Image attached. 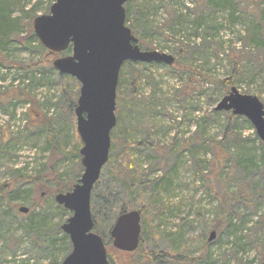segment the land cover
I'll list each match as a JSON object with an SVG mask.
<instances>
[{
  "label": "rangeland",
  "instance_id": "rangeland-1",
  "mask_svg": "<svg viewBox=\"0 0 264 264\" xmlns=\"http://www.w3.org/2000/svg\"><path fill=\"white\" fill-rule=\"evenodd\" d=\"M153 1L150 28L142 33L147 51L171 55L181 67L133 63L135 69L126 66L120 69L123 87L116 101V126L110 134L111 165L109 171L103 173L102 169L99 184L91 192V203L96 208L94 214L103 230L113 226L116 212L125 204L130 208L127 212L138 211L140 216L141 212L135 208H145L144 234L141 222L139 249L124 253L106 248V244L111 243L110 231L109 235L94 232L102 238L108 260L110 256L114 264H158L148 259L150 254H177L192 260L200 256L211 233L209 227L219 215V199L226 193L232 225L240 227L244 223L241 234H237L242 238L241 245L233 244L226 233L216 234L213 241H208V257L198 264H261L264 250L259 252L250 242L263 239L258 224L264 221V200H256V195L264 193V163L258 162L264 143L248 120L242 117L245 121L230 123L224 114H214V108L230 90L223 89L219 82L231 77L236 78L237 83L230 88L258 98L264 105V27L260 35L255 34L253 27L264 22L250 14L253 8H258L257 13L264 12V0H232L230 8L221 10L209 6L207 0ZM6 2L10 19H20L8 36L18 35L23 41L20 43L12 37L10 44L0 42V52L9 62L24 67L31 61L38 62L42 57L37 47L39 42L25 39L27 30L20 22H26L31 13L35 18L48 14L54 2L18 0V7L25 15L10 5L11 0ZM161 3L172 5L182 17V24L168 20ZM160 29L164 30V35L160 34ZM173 33L175 36L171 39ZM254 34L258 39L252 41L249 38ZM177 40L182 41L184 48L180 49ZM35 69L32 75L28 69L0 65V185H12L18 192L10 197L0 193V264H50L52 260H61L67 249L62 240L63 232H57L56 226L61 227L71 213L66 211V215H61L54 199L44 197V193L39 198L40 191L35 199L36 191L26 185L25 178L42 171L49 156L43 136L34 142L28 139L30 125L37 124L32 112L39 109L53 118L65 109L62 112L65 116L64 106L69 97H75L76 89L64 91L62 76L67 75L54 69V72ZM133 70L140 72L141 79L136 97L130 98L127 89L135 79ZM42 72L44 80L37 83L33 77H40ZM32 98L35 106L30 104ZM77 99L78 96L76 102ZM117 103L121 105V118L116 114ZM73 127L76 130L75 121ZM126 137L138 144L133 146L132 158L137 176L146 181L144 193L138 198L112 173L118 169L115 164L122 151L117 141ZM111 138L115 139L114 145ZM79 144L80 151L82 144ZM76 145V140L71 138L63 148L65 154L57 155L59 173L65 177L78 172V160L72 155ZM249 158L255 165L245 163ZM82 173L81 166L79 179ZM162 176L169 181L161 187L160 199H154L151 182ZM241 191L247 194V203L241 199L230 200L231 194ZM252 198L256 202L249 204ZM102 199L107 202L105 208L101 206ZM33 200L37 203L34 210L30 208ZM16 205L19 206L15 208ZM21 207L27 208L28 213H20ZM179 229L181 240H173L172 235ZM48 236L55 241L51 248L43 243ZM70 252L71 248L68 254ZM162 264L187 263L162 259Z\"/></svg>",
  "mask_w": 264,
  "mask_h": 264
},
{
  "label": "water",
  "instance_id": "water-1",
  "mask_svg": "<svg viewBox=\"0 0 264 264\" xmlns=\"http://www.w3.org/2000/svg\"><path fill=\"white\" fill-rule=\"evenodd\" d=\"M129 1L55 0L48 14L32 21V32L43 48L54 54L70 48V54L55 59L52 67L59 74L75 79L80 86L74 116L82 144L79 154L83 173L71 191L53 198L58 206L71 213L60 227L71 245V252L61 264H110L105 244L94 232L90 198L109 158L122 65L126 62L174 64L171 55L139 48L125 23L124 5ZM214 110L245 118L264 143V105L258 98L240 94L232 87ZM19 211L28 213L23 207ZM140 223L138 211L118 215L110 230L112 248L124 253L136 251ZM215 237L212 231L208 241Z\"/></svg>",
  "mask_w": 264,
  "mask_h": 264
},
{
  "label": "trees",
  "instance_id": "trees-1",
  "mask_svg": "<svg viewBox=\"0 0 264 264\" xmlns=\"http://www.w3.org/2000/svg\"><path fill=\"white\" fill-rule=\"evenodd\" d=\"M160 1H165V0H160ZM232 0H207V3L209 6H211L212 8H214L215 10H221V9H227L230 8V5ZM53 2H55V0H50V3L52 4ZM8 2H6V0H0V42L1 43H5V44H10L12 42V37L8 36L9 32L12 30L13 26L20 21V19H10L9 13L10 10L8 9ZM10 5L15 8L18 9L22 15H25V13L23 12L24 10H22L20 7H18V0H11ZM154 1L153 0H130L128 3H126L124 5L125 8V23L126 25L132 30V33L134 34V36L137 38V45L139 46V48L141 50H148L147 45L145 44L143 38H142V33L143 31H145L146 29L150 28V16L151 13H153V8H154ZM162 5V3H161ZM51 6V5H50ZM163 6V5H162ZM167 12V16H168V20L173 19L174 21H176V23L178 25L182 24V17L179 16L176 11L172 8V5H164L163 6ZM257 9L258 8H253L250 11V14L257 19L258 17L260 18V22H264V12H258L257 13ZM49 10V9H48ZM257 13V14H256ZM27 15V14H26ZM230 15L232 16L233 13H230ZM258 16V17H257ZM35 15L31 13V15H28V20L26 22H20L21 23V27H24L27 30V37L25 39H30L33 40V42L38 44V41L36 39V37L34 36L33 32H32V21L34 20ZM167 20V21H168ZM166 25H164L163 27H165ZM254 31L255 34L260 35V33L263 31V27H264V23L262 24H255L254 26ZM167 28V26H166ZM165 28V29H166ZM160 34L164 35V30L160 29ZM167 31H170L169 29ZM253 35L252 37H250L249 39L252 41L257 40L256 39V35ZM175 36V34L173 33V35L171 34V39H173V37ZM13 39H16L18 42H22L23 39H21V37H19L18 35H15L13 37ZM178 45L180 46V49H182L183 44L182 41L177 40ZM38 48L41 49V54L42 57L38 62H33L31 61L28 65L21 66L19 64H15L13 62H9L8 59L6 58V56L4 55L3 52H0V65L1 66H6L7 68H24V69H28V71H30V73H32V75H34L37 71L35 68L39 67V70H47L48 72H54L53 68H52V62L55 58H58L64 54H54L51 52H48L47 50H45L40 44H38L37 46ZM184 48V47H183ZM65 54H70V48H68V50L65 52ZM126 66V67H130L131 69H135L133 63L130 62H126L122 65ZM121 67V68H122ZM173 67L176 68H180V64L178 62H174ZM191 71V68H188ZM262 69V68H261ZM263 70V69H262ZM193 71V70H192ZM191 71V72H192ZM135 72V73H134ZM137 72L139 74H137ZM132 75H135V79L131 80L130 85L128 87V92H129V97L130 98H135L136 96V88L138 87L139 83H140V72L137 70H133ZM44 73L42 72L40 77L34 76V79H37V83H40L39 81H43L44 80ZM63 80L65 82V92H67V89H71L72 87L74 89H76V93H75V97H69L68 100V104L67 106H64V108H66V113L65 116H62V112L65 110H63L62 112H57V114L53 117H47L46 114H42L41 112H39L40 110L37 109L34 110L33 113V117H36L35 119V125H30V128L28 129L29 134H28V139L32 140L33 142L38 140L40 138V136L44 137V144H45V149L48 151L49 156H48V161L45 164V166L43 167L42 171L37 172L34 176L32 177H26V185H30L34 188V190L36 191V198L37 197V193L40 191V197L41 198V194L44 193V197H48L53 199L55 195L57 194H63V193H67L69 191L72 190L73 186L77 183L78 179H79V169L81 170V163H80V156H79V139L76 133V130L73 127L74 121H75V117H74V109L76 107V97L78 96V90H79V85L78 83L71 77L69 76H62ZM236 79V78H235ZM233 77L227 79V80H222L220 81V85L223 87V89L228 90L230 89V87L234 84L237 83V81L235 80ZM236 81V82H235ZM123 87V80H122V74H121V70L119 73V79H118V85H117V90H116V101H119V97H120V90ZM225 96V95H224ZM6 97H8V95L6 94ZM32 103L33 106L36 105L35 99L32 98V101L30 102V104ZM121 110V105L117 103V108H116V114L117 117L121 118L122 114L120 113ZM214 114L220 115V114H224L226 117H228L229 122H237L239 120L245 121L242 117H238V116H234L231 113H227V112H216ZM30 124V123H29ZM71 131H73V133L71 134ZM227 132H230L229 130H227ZM232 133V131L230 132ZM71 138H74L76 140V147L74 148V151L72 152V155L74 156L75 159L78 160V172L73 175V176H68L65 177L64 175L59 173V168H58V164L57 162L59 161L57 155L59 156V154H61V152L63 153V148L65 146H68V143L70 142ZM14 141H17V139H14ZM114 138H111V144L114 145ZM119 143V146H122V151L120 153V155L117 156V160L118 163L115 164L116 167L118 168L117 170L112 171V173L114 174L115 177H118V180L120 182L124 183V186H126V190L129 193H133L135 198H138L140 193H144L143 190V185L146 183V181L142 180V178H140V176H137L136 174V170H135V163L133 160V153H132V149L134 148L133 146H138V144H133L130 139L128 137H126L123 140H119L117 141ZM261 149H262V153L261 155L258 157L259 163H264V144L261 145ZM112 150V148H111ZM193 153V150H190ZM65 154V153H63ZM70 155V154H69ZM111 159L112 156L109 155L108 158V162L107 164L104 166L103 168V173L105 171H109L110 165H111ZM219 160V159H217ZM221 163L220 161H217V164ZM245 163H248L250 165H255V162L252 160V158H249V160L246 159ZM249 165V166H250ZM100 179H98L97 183L95 184V187L98 186ZM168 178L166 176H162L160 178H156L154 179L152 183V192H155V198L154 199H160V190L161 187L163 185H166L168 182ZM95 187L93 188V190L95 189ZM16 190V191H15ZM0 193H2V195L5 196H14V195H18L17 189H15V187H13L12 185L6 184V185H0ZM254 193V192H253ZM251 195V194H250ZM256 195V194H255ZM252 197V196H251ZM250 197V198H251ZM140 198V197H139ZM225 198V199H224ZM247 194L245 192H235L233 194L230 195V200H238L241 199L244 202H248L247 201ZM257 199H263L264 200V193L263 195H256V200ZM93 200V199H92ZM220 210H219V215H217V219L215 220V222L211 223V226L209 227V230L212 232L214 231L217 235H222L223 233H226L227 238H232L233 239V244L235 245H241V241L242 238L237 236V234H241L242 230L244 229V223H242V225L240 227H234L232 225L231 219L229 217V212L227 210V205L226 202H228L226 200V193H224L223 196L220 197ZM255 199L252 198V200L249 202V204L253 201L256 202ZM90 203H91V198H90ZM150 203H155L154 200H150ZM93 202L90 204L92 205ZM107 205V202L102 199L101 200V206L103 208H105ZM19 205H16V207H18ZM37 206V203L35 200L32 201L30 208L32 210L35 209V207ZM57 209L60 210L61 215H66V210H64L62 207L57 206ZM138 209L141 212V222H142V233L144 234V230H145V220H144V212H145V208L141 207L139 208H135ZM91 210H92V215H93V223H94V231L97 234H107L109 235V231L112 227V225H109V227H106L108 229V232L106 233V230H103V226H101V223L99 222L98 218L96 217V215L94 214V211H96V208L94 207V205L91 206ZM128 210H130V208L125 207V204H123L118 211L115 214V218L120 215L123 214L125 212H127ZM115 220V219H114ZM258 224V223H257ZM257 226V225H256ZM260 231L263 233V239L261 241H256L253 242L251 241L250 244H254L256 246V249L259 252H262L264 250V221L261 222V224H258ZM30 228H32V226H29ZM60 230V224H57L56 226V231L59 232ZM51 234V233H50ZM157 235V234H156ZM50 236V235H49ZM45 238L46 240L43 241L44 245L46 246V248H51L54 246V239L50 238V237ZM173 240H181L182 238V233L181 230L179 229L177 232H175L173 235ZM62 240L64 241V243L67 245V249L65 251H63L61 260L68 254L69 250H70V242L68 237L62 233ZM210 246L209 242H208V238L207 241L204 242V246L202 248V252L200 254V256L198 258L195 259H188V258H184L180 255L177 254H161L159 256H155L154 254H150L149 258L152 262L158 263V264H162V259H164L165 262H169V261H176V262H182V263H187V264H198V263H204L203 261L206 260V257H208L207 252H208V247ZM111 243L110 241L106 244V248L113 252V250H111ZM139 249V248H138ZM120 252V251H119ZM133 253V252H132ZM123 254V253H121ZM129 254H123L122 256H128ZM61 260L57 261V260H52L50 264H61ZM109 261L111 262V264H114L113 259L109 256ZM128 264H136V262H130Z\"/></svg>",
  "mask_w": 264,
  "mask_h": 264
}]
</instances>
